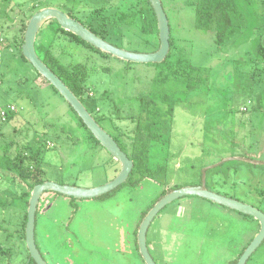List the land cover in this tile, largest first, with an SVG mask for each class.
Returning a JSON list of instances; mask_svg holds the SVG:
<instances>
[{
	"label": "rangeland",
	"instance_id": "rangeland-1",
	"mask_svg": "<svg viewBox=\"0 0 264 264\" xmlns=\"http://www.w3.org/2000/svg\"><path fill=\"white\" fill-rule=\"evenodd\" d=\"M132 1L0 0V104L18 108L10 121L3 123L0 118V155L40 150L44 179L63 185L96 188L117 176L120 164L103 147L88 144L86 130L79 126L70 105L21 56L16 44L22 41L20 31L30 17L51 7L99 31L108 29L107 40L116 47L145 53L150 49L135 37L137 27L112 24L115 13ZM161 1L174 42L171 54L189 59L194 66L210 68V83L191 93L174 94L180 100L172 123L163 125L166 140L153 147L150 156L151 165L168 169L159 182L125 183L92 200L43 194L35 238L47 264H110V254L116 253L119 259L123 256L120 251L127 256L126 252L134 250L137 255L134 231L162 190L175 184L194 186L205 167L227 158L264 163V58L258 52L259 44L264 46V0H236L243 20L235 19L236 31L222 47L216 45L212 32L196 29L189 0ZM101 15L107 18L106 26L104 20L92 18ZM52 34L45 25L37 44H49ZM55 45V54L65 64L88 66L89 97L109 115L100 122L101 127L114 136L118 134L115 127L119 128L130 143L135 123L117 117L137 113V97L150 91L157 69L80 50L63 37ZM206 185L264 212V164L227 162L207 172ZM28 189L14 173L0 168V198L6 204L0 210V255L6 252L11 256L0 259V264L28 261L22 226L28 208L22 195ZM259 229L253 218L198 197H184L155 218L148 240L157 264H230ZM154 240L162 245H153ZM120 245L123 249L116 252ZM247 264H264V245Z\"/></svg>",
	"mask_w": 264,
	"mask_h": 264
},
{
	"label": "trees",
	"instance_id": "trees-1",
	"mask_svg": "<svg viewBox=\"0 0 264 264\" xmlns=\"http://www.w3.org/2000/svg\"><path fill=\"white\" fill-rule=\"evenodd\" d=\"M133 1L125 10L117 11L115 13L116 17L112 24L114 27L119 28H121L122 25H125L126 27H137L139 34L137 36L135 35V37L141 38L145 47L150 49L145 51V53L155 52L160 46L159 30L155 12L148 0ZM189 2L195 11L196 29L202 32H212L214 34L215 43L219 47H222L226 43L227 39L235 33V19H240L241 22L243 20L242 13L238 9L236 0H189ZM104 17L101 15L92 18L97 19L98 21L104 20L102 23L106 26L108 21H106L107 18L105 20ZM47 24L49 29L53 32V39L49 44H37L36 41V51L39 57L81 100L88 111L92 115L94 114L93 117L99 124H101V121L103 122L108 120L109 115L107 116L106 113L99 110L92 102L94 98L89 97L88 91L91 90V87L87 85V80L90 75V69H88V66L81 62L65 64L61 60V57L55 54L54 48L58 39L63 37L67 38L70 43L74 44L80 50L100 53L101 56L106 58L110 57V55L96 49L81 38L62 29L56 20H50L46 22L44 26ZM83 25L108 42V36L106 35L108 29L99 31L90 24ZM44 26L41 28L38 35L43 30ZM26 27L27 24L24 26V29L20 31L22 34V41L19 45L16 44V47L18 46V51L23 58L22 45L24 44V33ZM173 44L174 42L171 36V47ZM258 52L264 58L263 44H259ZM65 53L66 50H64L63 54ZM150 65L157 69V74L152 80L150 91L148 93L138 95L137 101L139 105L137 113L130 115L129 117H123L121 115H118L117 117L118 119L129 118L133 123H135L134 129L131 131L132 136H128L131 142L128 143L124 139L125 133L121 132L117 127H115V129L118 131V134L115 133V136L110 134L117 141L120 148L134 162L133 171L126 181V183H130L133 186L139 185V183L145 179L156 180L159 182V178L167 176V167L161 164L154 167L150 163V156L153 147L158 144H162L166 140V137L162 133L163 125H169L172 123L176 104L178 103V100H180L178 98H174V94H177V91L182 93H191L204 87H208L211 77L210 68L194 66L189 59L177 57L176 55L173 56L171 54V50L167 59L163 63ZM102 70L108 72L109 68H102ZM39 76L42 77L40 74ZM54 90L56 91L55 88ZM71 110L76 115L79 126L84 127L86 130L85 139L88 144L92 146H101L99 141L83 123L82 119L79 118L77 113L72 108ZM14 115L15 113L9 114L6 121H1L6 123L13 119ZM28 151L29 153L22 150L18 151V153L14 156L9 155L8 151H5L0 155V168L14 173V177L16 179L28 186L29 189L22 195L27 203L34 186L46 182L44 179L45 172L42 165L43 162L40 159L41 151L38 150L36 152H31L29 149ZM199 180L200 181L197 184H194V186L201 185L202 172L200 173ZM220 182H222V180ZM166 183L169 184L168 182ZM181 187L183 186L175 184L170 189L167 188L162 190L158 200L170 191ZM216 193L222 194L218 191H216ZM155 203L148 209V211L155 205ZM5 205L4 200L0 198V210L3 209ZM148 211L142 215V220ZM26 223L27 207L24 212L22 222L24 231ZM140 224L141 222L139 223V226ZM263 245L264 242L261 246ZM241 255L242 253L240 256ZM240 256L237 260L231 261L230 264H237ZM10 257V254L6 252L0 255V259H9ZM25 264H36L34 260L31 259L30 254L28 255V261Z\"/></svg>",
	"mask_w": 264,
	"mask_h": 264
},
{
	"label": "water",
	"instance_id": "water-1",
	"mask_svg": "<svg viewBox=\"0 0 264 264\" xmlns=\"http://www.w3.org/2000/svg\"><path fill=\"white\" fill-rule=\"evenodd\" d=\"M148 1L155 12L159 30L160 46L155 52H132L116 47L96 35L90 29L85 27L80 21L70 17L62 10L57 8L47 7L38 10L32 15L27 24L24 33V44L22 45V54L24 58L65 99L70 107L77 113L79 118L82 119L83 123L93 134V136L99 141L100 145L121 166L120 172L112 181L96 188H81L72 185H63L53 181H46L42 184L34 186L28 201L25 237L30 257L36 264H47L44 256L38 248L35 238L37 211L40 200L45 192H54L65 197L78 200L96 199L113 192L121 185L126 183L134 168V162L120 148L117 141L106 130H104V128L101 127V125L95 120L93 115L81 102V100L39 57L36 51L38 33L46 22L50 20H56L62 29L74 34L96 49L115 58L128 63L161 64L167 59L171 50L170 22L161 0ZM231 161H244L253 164L259 163L261 165L264 164L263 162L237 157L224 159L219 163L205 167L203 169L201 185L181 187L179 189L172 190L164 195L160 200H158L143 218L137 232L139 253L145 264H157L148 246L147 234L150 226L165 207L184 197H198L208 200L240 214L252 217L259 223V232L255 235L245 251L242 253L237 263L247 264L248 260L264 242V212L253 205L213 192L209 190L206 185V174L209 170L215 169L222 164Z\"/></svg>",
	"mask_w": 264,
	"mask_h": 264
},
{
	"label": "crops",
	"instance_id": "crops-1",
	"mask_svg": "<svg viewBox=\"0 0 264 264\" xmlns=\"http://www.w3.org/2000/svg\"><path fill=\"white\" fill-rule=\"evenodd\" d=\"M120 169L117 171V174L120 172ZM208 202L210 203V201H208ZM211 203H213V202H211ZM213 204H215V203H213ZM138 229H139V226H137L136 229H135V231H134V236H135L136 245H137V249H136L137 250V255L135 254L134 250H131V251L129 250L128 252H126L127 256L124 255L125 253H122L121 251L119 252L120 249H123L124 245H120V247L117 249L116 252L121 253L123 256L118 259L117 256H116V253H115V256L113 254H110L111 255L110 264H145L144 260L142 259L141 255L139 253V248H138V243H137V232H138ZM147 239H148V234H147ZM252 239H251V241H252ZM149 244L150 243H149V240H148V246H149ZM155 244L156 245H158V244L162 245L160 242H156V240H154L153 241V245H155ZM114 250H116V249H114ZM149 250H150V246H149ZM150 252H151V250H150ZM151 254H152V252H151ZM137 259H139V261H141V262L137 261Z\"/></svg>",
	"mask_w": 264,
	"mask_h": 264
},
{
	"label": "built area",
	"instance_id": "built-area-1",
	"mask_svg": "<svg viewBox=\"0 0 264 264\" xmlns=\"http://www.w3.org/2000/svg\"><path fill=\"white\" fill-rule=\"evenodd\" d=\"M18 108L15 105H1L0 104V118L6 121L9 114L16 113Z\"/></svg>",
	"mask_w": 264,
	"mask_h": 264
},
{
	"label": "flooded vegetation",
	"instance_id": "flooded-vegetation-1",
	"mask_svg": "<svg viewBox=\"0 0 264 264\" xmlns=\"http://www.w3.org/2000/svg\"><path fill=\"white\" fill-rule=\"evenodd\" d=\"M74 18V17H73ZM75 19V18H74Z\"/></svg>",
	"mask_w": 264,
	"mask_h": 264
}]
</instances>
